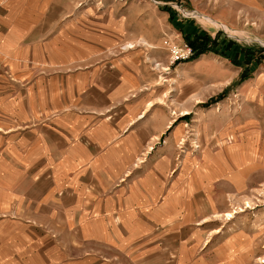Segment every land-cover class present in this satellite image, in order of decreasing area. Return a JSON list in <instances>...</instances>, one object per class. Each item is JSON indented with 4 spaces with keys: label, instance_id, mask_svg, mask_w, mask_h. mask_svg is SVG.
<instances>
[{
    "label": "crops",
    "instance_id": "1",
    "mask_svg": "<svg viewBox=\"0 0 264 264\" xmlns=\"http://www.w3.org/2000/svg\"><path fill=\"white\" fill-rule=\"evenodd\" d=\"M29 5L0 4V264H264V210L236 224L229 209L253 184L235 156L249 140L177 159L183 131L139 76L144 46L59 59Z\"/></svg>",
    "mask_w": 264,
    "mask_h": 264
},
{
    "label": "rangeland",
    "instance_id": "2",
    "mask_svg": "<svg viewBox=\"0 0 264 264\" xmlns=\"http://www.w3.org/2000/svg\"><path fill=\"white\" fill-rule=\"evenodd\" d=\"M19 1H27L33 12L36 4L41 6V42L57 48L54 55L59 59L66 57L71 44L76 54L83 49L143 45L146 50L141 48L138 55L146 56V60L138 68L139 76L154 84L150 94L169 100L172 118H176L170 130L180 124L183 131L180 139L171 142L177 147V159L185 153L190 159L189 155L201 150L203 158L209 159L212 146L219 145L221 149L249 140L253 153L235 156L248 163L253 184L230 200L229 209L238 210L232 217L236 224L263 219L264 0H0V4L17 6ZM5 13L8 9L0 8V14ZM196 30L218 36L217 48H222L229 38L257 45L256 54L262 58L252 60L251 68L245 69V63L219 49L195 56L188 38ZM173 44L189 45L192 52L172 61ZM212 62L224 73H218ZM244 70L249 76L240 79ZM225 217L221 218L226 220ZM252 240L260 245L258 250L255 244L260 252L264 229L253 233ZM260 255L256 262L264 260V247Z\"/></svg>",
    "mask_w": 264,
    "mask_h": 264
},
{
    "label": "trees",
    "instance_id": "3",
    "mask_svg": "<svg viewBox=\"0 0 264 264\" xmlns=\"http://www.w3.org/2000/svg\"><path fill=\"white\" fill-rule=\"evenodd\" d=\"M188 40L196 50L195 56L206 50L219 49L227 56H232L237 62L245 63V69L251 68L252 60H261L262 58L261 54H256V49L258 48L257 45H244L233 38H229L222 48H217V45L219 44L218 36L213 37L212 34L208 31L202 32L200 30H196L193 34V37H189ZM261 49L264 50V48ZM247 76H249V74L244 70L241 72L240 79L246 78Z\"/></svg>",
    "mask_w": 264,
    "mask_h": 264
},
{
    "label": "built area",
    "instance_id": "4",
    "mask_svg": "<svg viewBox=\"0 0 264 264\" xmlns=\"http://www.w3.org/2000/svg\"><path fill=\"white\" fill-rule=\"evenodd\" d=\"M171 49H173L172 61H175L176 59L180 58H185L189 55V52H192V49L189 45H187L186 47H179L173 44L171 46Z\"/></svg>",
    "mask_w": 264,
    "mask_h": 264
},
{
    "label": "bare ground",
    "instance_id": "5",
    "mask_svg": "<svg viewBox=\"0 0 264 264\" xmlns=\"http://www.w3.org/2000/svg\"><path fill=\"white\" fill-rule=\"evenodd\" d=\"M234 32V31H233ZM236 33V32H235ZM250 201V200H249ZM248 205H249V203H248ZM232 212H228V213H226L225 215H227V216H232Z\"/></svg>",
    "mask_w": 264,
    "mask_h": 264
}]
</instances>
